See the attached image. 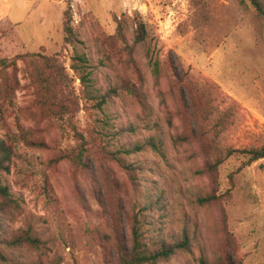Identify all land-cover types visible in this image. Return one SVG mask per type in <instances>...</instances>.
<instances>
[{
	"label": "rangeland",
	"instance_id": "obj_1",
	"mask_svg": "<svg viewBox=\"0 0 264 264\" xmlns=\"http://www.w3.org/2000/svg\"><path fill=\"white\" fill-rule=\"evenodd\" d=\"M38 53L73 79L74 122L95 147L90 169L52 165L75 147L73 132L18 91L0 136L20 128L47 148H19L0 175L9 192L0 196V264H115L116 227L128 240L135 214L152 247L188 239L160 264H264V159L229 158L214 180L195 115L202 104L190 109L180 91L205 98L206 112L231 113L225 146L264 147V17L251 0H0V61ZM25 69L19 62L24 88ZM128 84L140 98L115 95ZM24 236L38 244L17 241Z\"/></svg>",
	"mask_w": 264,
	"mask_h": 264
},
{
	"label": "trees",
	"instance_id": "obj_2",
	"mask_svg": "<svg viewBox=\"0 0 264 264\" xmlns=\"http://www.w3.org/2000/svg\"><path fill=\"white\" fill-rule=\"evenodd\" d=\"M258 12L264 17V8L258 0H251ZM65 43L68 45L76 42L74 35V28L72 26V14L70 10L65 12L64 21ZM142 35L138 36V42L143 41ZM22 62L26 69L24 71V78L28 81V87L24 88L19 79L17 67L18 63ZM78 74V68H72ZM177 76V83H181L179 74ZM82 83H85V77L80 75ZM29 89L32 92L33 103L40 109V111L50 119L65 123L66 126L73 132L75 139V147L70 150L60 151L59 154L52 160V165H58L61 162H69L76 170L90 169V162L92 161V150L94 149V139L88 140L83 131H80L74 119L80 112V100L78 99L75 89L73 87V79H71L66 68L63 67L56 57H48L38 54L20 55L12 60L0 61V122L6 124V114L14 106V99L18 91ZM119 91L127 92L134 95L135 98H140L138 91L134 86L122 85L121 87L113 88L115 95ZM181 97L183 102L196 109L198 103L202 104L196 110L198 127L200 131V138L204 143V151L208 159L207 172L211 174L214 180H218V168L226 162L229 158L240 155L247 159L246 165H251L255 162L264 159V147L250 148L244 150H237L232 147L225 146L222 138L224 127L231 121V113H222L226 116L213 115L212 111L206 112L203 101L206 99L201 96H195L191 89H182ZM191 101L193 105H191ZM208 102V101H207ZM209 103V102H208ZM206 103V105L208 104ZM193 106V107H192ZM194 110V109H193ZM195 112V111H194ZM206 112V113H205ZM202 122L204 126H211L208 130L202 129ZM47 148L45 142H40L30 137L26 130L19 128L18 133H13L8 130L3 136H0V175L10 171L12 161L17 156L19 148ZM156 149V144H154ZM124 153H128L124 152ZM121 163V160H118ZM127 170L133 167L122 162L120 164ZM245 165V166H246ZM47 177H45V180ZM44 189L47 194L51 191L50 185L46 183ZM0 196L7 198L9 192L6 187H3L0 182ZM216 200V197L210 196L207 201ZM143 223L138 214L133 215L130 237L127 240L119 228L116 227L115 243L111 248L114 256L115 264H160L168 261L174 255L181 251L188 250V239L176 246L152 247L145 241L143 235ZM17 241L22 243H30L36 246L38 243L35 239L29 236L20 237ZM16 242V241H15ZM201 264H209L202 260ZM219 264H242L239 259L232 257H225Z\"/></svg>",
	"mask_w": 264,
	"mask_h": 264
}]
</instances>
